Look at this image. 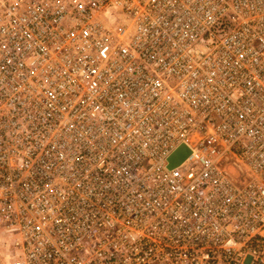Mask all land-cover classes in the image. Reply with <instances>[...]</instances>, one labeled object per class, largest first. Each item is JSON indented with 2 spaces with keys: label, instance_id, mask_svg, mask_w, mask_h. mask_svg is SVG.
I'll return each mask as SVG.
<instances>
[{
  "label": "built area",
  "instance_id": "obj_1",
  "mask_svg": "<svg viewBox=\"0 0 264 264\" xmlns=\"http://www.w3.org/2000/svg\"><path fill=\"white\" fill-rule=\"evenodd\" d=\"M0 238V264H264V0H0Z\"/></svg>",
  "mask_w": 264,
  "mask_h": 264
},
{
  "label": "water",
  "instance_id": "obj_2",
  "mask_svg": "<svg viewBox=\"0 0 264 264\" xmlns=\"http://www.w3.org/2000/svg\"><path fill=\"white\" fill-rule=\"evenodd\" d=\"M185 157H186V152L184 150H180L175 156H173L170 159V166L171 167L176 166L181 161H183Z\"/></svg>",
  "mask_w": 264,
  "mask_h": 264
},
{
  "label": "rangeland",
  "instance_id": "obj_3",
  "mask_svg": "<svg viewBox=\"0 0 264 264\" xmlns=\"http://www.w3.org/2000/svg\"><path fill=\"white\" fill-rule=\"evenodd\" d=\"M12 235V234H11ZM16 235L13 234L12 237H11V244L12 246L14 247L15 246V243H14V240L16 239ZM11 246V253L14 251L13 250V247ZM6 251V247L2 244V241H1V238H0V253L2 254H5L4 252ZM13 254V253H12Z\"/></svg>",
  "mask_w": 264,
  "mask_h": 264
}]
</instances>
